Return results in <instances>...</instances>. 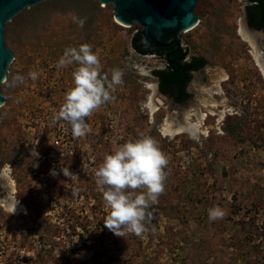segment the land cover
<instances>
[{
    "label": "rangeland",
    "instance_id": "rangeland-1",
    "mask_svg": "<svg viewBox=\"0 0 264 264\" xmlns=\"http://www.w3.org/2000/svg\"><path fill=\"white\" fill-rule=\"evenodd\" d=\"M246 5L198 1V24L180 34V45L189 58L201 56L207 64L193 74L190 98L173 107L206 113L200 93L206 72L223 79L215 93L209 90L217 106L207 112L201 132L173 136L162 131L168 108L151 113L148 106L150 85L161 93L153 71L166 63L132 48L133 34L143 27L119 24L113 4L44 0L7 22L13 59L1 84L0 175L7 172L13 181L8 196L22 209L7 210L0 197V264H264V75L238 33L247 21ZM77 18L86 20L83 27ZM85 43L103 74L110 78L120 68L124 75L115 100L86 118L91 132L77 138L65 122L52 123L77 65H55L65 48ZM14 76L23 81L9 86ZM189 120L198 122L197 115ZM142 134L168 157L165 190L150 208L148 230L119 237L104 225L108 210L95 171L114 146ZM214 206L225 215L210 221Z\"/></svg>",
    "mask_w": 264,
    "mask_h": 264
},
{
    "label": "clouds",
    "instance_id": "clouds-1",
    "mask_svg": "<svg viewBox=\"0 0 264 264\" xmlns=\"http://www.w3.org/2000/svg\"><path fill=\"white\" fill-rule=\"evenodd\" d=\"M85 22V19L77 18L80 27ZM73 64L77 65L72 71L73 86L66 91L52 123L65 122L70 126L71 134L78 138L91 132L86 118L115 100L112 93L116 86L123 84L124 73L120 68H113L110 78L103 74L98 55L87 43L65 48L55 67L62 69ZM28 77L35 80L37 73L30 71ZM22 81L23 77L14 76L9 86ZM32 155L38 157L39 154L33 150ZM168 163L158 142L143 134L114 146L112 152L105 155L95 171V183L108 210L105 227L119 237L129 233L139 236L148 230L146 224L152 219L150 208L165 190ZM61 170L65 176L72 174L69 169ZM224 215L219 206L208 209L210 221L222 219Z\"/></svg>",
    "mask_w": 264,
    "mask_h": 264
},
{
    "label": "water",
    "instance_id": "water-1",
    "mask_svg": "<svg viewBox=\"0 0 264 264\" xmlns=\"http://www.w3.org/2000/svg\"><path fill=\"white\" fill-rule=\"evenodd\" d=\"M44 0H0V106L4 103L1 84L4 82L8 65L13 59L12 52L5 43V28L17 14ZM104 4L114 5V18L127 26L136 23L143 27L141 33L144 48L168 47L173 43L179 44L180 34L192 28L198 21L195 8L199 0H98ZM247 22V21H246ZM248 24V23H247ZM248 27L252 30H256ZM262 32L263 30H256ZM174 36V40L164 42L165 36ZM203 68L194 71L203 73ZM171 106L177 102L162 93ZM4 193L1 194V191ZM7 188L0 186L1 197L7 196Z\"/></svg>",
    "mask_w": 264,
    "mask_h": 264
},
{
    "label": "bare ground",
    "instance_id": "bare-ground-1",
    "mask_svg": "<svg viewBox=\"0 0 264 264\" xmlns=\"http://www.w3.org/2000/svg\"><path fill=\"white\" fill-rule=\"evenodd\" d=\"M118 23L122 26H127L120 22ZM244 23L246 22L241 21L238 33L244 41L248 42L252 46L254 58L264 75V34L248 29ZM197 24L198 23H196L192 28L187 29L185 32L193 30L194 28H196ZM206 75L207 85L200 91L201 95L204 98L202 104L203 107L207 109L208 114H214V109L217 105L215 101H212L210 99L209 90H214L213 92L215 93V90L219 89L218 84L223 79V75H221L217 71L215 73L212 70H208L206 72ZM150 89L152 91V94H150L148 106L151 113L156 112L161 106L167 107L169 111L166 118V122L164 123V127L162 129L165 135L173 136L185 131H190L192 133L201 132L200 128L203 124V120L207 116V112H200L198 108H196L194 111V109L191 107H173L170 105L169 100L167 98H164V96L158 93L156 85H150ZM193 112L197 115L198 122H190L189 119ZM223 114L224 112L220 113V118L223 117ZM0 182L1 184H3L4 188L8 189L7 196H0L2 199L1 204L11 212H19L22 209L20 203L15 200L12 196H8V193H10V191H12L13 189V181L10 179L7 172H3L0 175Z\"/></svg>",
    "mask_w": 264,
    "mask_h": 264
},
{
    "label": "trees",
    "instance_id": "trees-1",
    "mask_svg": "<svg viewBox=\"0 0 264 264\" xmlns=\"http://www.w3.org/2000/svg\"><path fill=\"white\" fill-rule=\"evenodd\" d=\"M242 1L247 3L245 10L248 25L253 29L264 31V0ZM131 46L139 54H153L164 59L165 68L153 71L162 94L173 98L177 103H183L190 98L187 86L192 79L191 72L197 71L207 64L204 57L192 56L188 59L186 50L184 51L180 47L175 52V46L172 45L167 48L145 49L141 32L133 34Z\"/></svg>",
    "mask_w": 264,
    "mask_h": 264
},
{
    "label": "flooded vegetation",
    "instance_id": "flooded-vegetation-1",
    "mask_svg": "<svg viewBox=\"0 0 264 264\" xmlns=\"http://www.w3.org/2000/svg\"><path fill=\"white\" fill-rule=\"evenodd\" d=\"M171 40H174V36H171V35H168V36H165L164 37V39H163V41L164 42H169V41H171ZM172 46H175V52L176 51H178L179 50V48L181 47V45H180V39H179V44H177V43H173V45ZM169 47V46H168ZM157 48H167V47H157ZM182 48V47H181ZM184 51H185V49H183ZM188 59H189V57H187ZM204 68V67H203ZM202 69V68H201ZM200 70V69H199ZM198 71V70H197ZM194 71H192L191 72V74L193 73ZM192 76H193V74H192ZM188 92V91H187ZM1 193H4V190L3 191H1Z\"/></svg>",
    "mask_w": 264,
    "mask_h": 264
}]
</instances>
